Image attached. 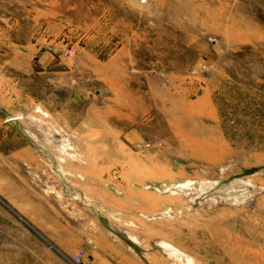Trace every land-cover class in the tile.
<instances>
[{"label":"rangeland","instance_id":"obj_1","mask_svg":"<svg viewBox=\"0 0 264 264\" xmlns=\"http://www.w3.org/2000/svg\"><path fill=\"white\" fill-rule=\"evenodd\" d=\"M0 120V264H264V0H0Z\"/></svg>","mask_w":264,"mask_h":264},{"label":"crops","instance_id":"obj_2","mask_svg":"<svg viewBox=\"0 0 264 264\" xmlns=\"http://www.w3.org/2000/svg\"><path fill=\"white\" fill-rule=\"evenodd\" d=\"M10 121L11 122H14L13 120H9V121H7V120H0V135L3 134L2 135V138H0V140L3 139V138H7L6 136H7L8 128H9L8 127V124H9ZM13 138H15V140H16V147L6 157V159H8L10 161H13L12 159H22V155H23V153L25 151V147H24V144H23L22 137H20L19 140L16 139L15 136ZM76 193H77V195L75 193L72 194V195L73 196H78L81 199H75V198H73L74 199L73 200L71 198L72 197L71 194H69V196L68 195H64V197H65L64 198L65 199L64 204L65 205H68L69 208H70V209L69 208H66V211L65 212H67V210H69L70 214L72 215L73 210H74L77 213V216L78 217L75 218V220L76 219L81 220V222L79 223V225H80V231H81L80 233L83 234V196L81 195V193H80V191L78 189H77ZM72 202H74L76 204L73 206ZM78 205H79V207H78ZM71 215L69 216L70 219L72 218ZM94 219L97 220L96 218H93V220ZM93 224H95V228H97V229L99 228L98 230H94L93 232L90 233L91 234V237H93V240H88V239L83 240V238H81L79 240L80 243H81V247H80V251H81L80 261H81V264H83V256L86 255V254H89V253H87V248L86 247L83 248V243L84 242L87 244V246L89 247V249L93 252L92 255L90 254V256H92V258H93L91 264H102V259L104 261H106V260L109 261V259H106L105 257H103V255L100 254V251L101 250L99 249L100 248L99 247V244H101V242L103 244L104 241H105V239H106L105 233H104L105 230H103V228L100 227V225L98 226V225H96V223H93Z\"/></svg>","mask_w":264,"mask_h":264},{"label":"bare ground","instance_id":"obj_3","mask_svg":"<svg viewBox=\"0 0 264 264\" xmlns=\"http://www.w3.org/2000/svg\"><path fill=\"white\" fill-rule=\"evenodd\" d=\"M31 120V119H30ZM29 120V124H31V121ZM34 121V120H33ZM28 123V122H27ZM26 123V124H27ZM35 124V123H34ZM32 125V124H31ZM28 126V125H27ZM25 128V127H24ZM30 128H32V127H30ZM34 128H36V127H34ZM33 130V129H32ZM37 130H39V129H37ZM34 131V130H33ZM36 131V130H35ZM40 131V130H39ZM23 132H25V131H23ZM26 132H27V134L29 135V138H30V140L32 141V142H34L35 144H36V146H37V148H41V145L39 144V138H37L36 136H34L31 132H29L28 130H26ZM37 133H38V131H36ZM35 132V133H36ZM37 133H36V135H37ZM26 134V133H25ZM48 134V133H47ZM44 135V134H43ZM37 136H39V135H37ZM42 136V135H41ZM47 137V136H46ZM49 137H51V136H48V138ZM45 138V137H44ZM48 138H46V139H48ZM50 140V139H49ZM51 140H52V142L54 143V144H56V145H58V146H60L61 148H66L67 147V144H65V142L63 141V142H57L55 139H52L51 138ZM50 142V141H49ZM49 144V143H48ZM53 144V145H54ZM55 147V146H54ZM60 148V149H61ZM55 149H57V148H55ZM42 150V149H41ZM58 151H59V149H58ZM62 155V154H61ZM64 172V171H63ZM62 172V173H63ZM87 204V203H86ZM165 214V213H164ZM167 215V214H166ZM164 251H166V252H168L169 253V255L171 254V255H173L177 260H179V258H181V254H179V252H177V251H175V250H172V248L171 247H169L168 245H164ZM188 257V256H187ZM184 258V257H183ZM189 258V257H188ZM188 258H186L185 259V262L187 263V264H190L191 263V261L188 259ZM181 261V260H180ZM180 264H182L181 262H180Z\"/></svg>","mask_w":264,"mask_h":264},{"label":"built area","instance_id":"obj_4","mask_svg":"<svg viewBox=\"0 0 264 264\" xmlns=\"http://www.w3.org/2000/svg\"><path fill=\"white\" fill-rule=\"evenodd\" d=\"M144 2V1H143ZM74 261L77 263L79 261V257L78 256H75L74 257Z\"/></svg>","mask_w":264,"mask_h":264}]
</instances>
